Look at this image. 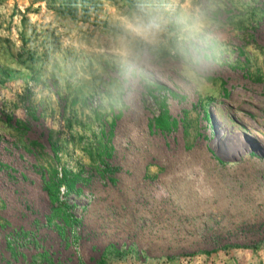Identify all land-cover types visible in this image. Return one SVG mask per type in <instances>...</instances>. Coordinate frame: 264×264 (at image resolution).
I'll return each instance as SVG.
<instances>
[{"label": "rangeland", "instance_id": "obj_1", "mask_svg": "<svg viewBox=\"0 0 264 264\" xmlns=\"http://www.w3.org/2000/svg\"><path fill=\"white\" fill-rule=\"evenodd\" d=\"M141 10L164 30L134 64ZM263 240L264 0H0V264H264Z\"/></svg>", "mask_w": 264, "mask_h": 264}, {"label": "clouds", "instance_id": "obj_2", "mask_svg": "<svg viewBox=\"0 0 264 264\" xmlns=\"http://www.w3.org/2000/svg\"><path fill=\"white\" fill-rule=\"evenodd\" d=\"M123 34L117 39L116 51L124 60L134 64H145L149 61V50L154 49L160 42L164 30V21L161 16L145 14L143 11L134 12L122 19ZM204 13L197 9L193 13L194 30L205 28ZM142 42L144 47L137 49L136 43ZM198 69L190 67L192 76Z\"/></svg>", "mask_w": 264, "mask_h": 264}, {"label": "trees", "instance_id": "obj_3", "mask_svg": "<svg viewBox=\"0 0 264 264\" xmlns=\"http://www.w3.org/2000/svg\"><path fill=\"white\" fill-rule=\"evenodd\" d=\"M177 126V122L174 119H171L168 115L166 108H163L162 114L155 119V127H157L162 132L170 131L172 127ZM43 188L47 194V197L52 205L53 213L61 217L63 224L65 226H70L71 223H74V217L68 212V205L66 202L60 199L59 197V187L61 185L66 186L67 188L72 187L71 181H67L64 177H58L56 170L52 168L50 170L49 177L42 178ZM264 241V240H263ZM261 243V242H260ZM259 243V244H260ZM263 243V242H262ZM43 261H46L47 264H60V263H51L47 256H41ZM85 264V263H81ZM95 264H106V257H101L95 262Z\"/></svg>", "mask_w": 264, "mask_h": 264}]
</instances>
